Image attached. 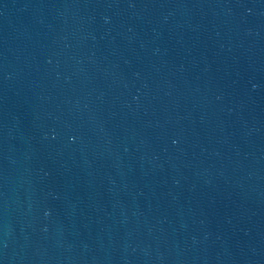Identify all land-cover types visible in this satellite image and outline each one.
<instances>
[{"label":"water","instance_id":"obj_1","mask_svg":"<svg viewBox=\"0 0 264 264\" xmlns=\"http://www.w3.org/2000/svg\"><path fill=\"white\" fill-rule=\"evenodd\" d=\"M0 264H264V0H0Z\"/></svg>","mask_w":264,"mask_h":264}]
</instances>
